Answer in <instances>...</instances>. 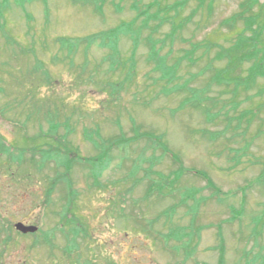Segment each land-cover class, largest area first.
<instances>
[{
    "label": "rangeland",
    "instance_id": "374dc122",
    "mask_svg": "<svg viewBox=\"0 0 264 264\" xmlns=\"http://www.w3.org/2000/svg\"><path fill=\"white\" fill-rule=\"evenodd\" d=\"M87 1H96L97 7L70 0H0V264H217L221 240L224 264H243V251L251 259L264 257V227L257 240L253 237L254 219L264 217V77L248 78L253 61L237 63L249 47L235 52L232 61L224 52L239 40L250 17L251 31L260 37L256 61L264 71V59L259 63L264 0ZM153 4L150 14L157 12L156 19L142 28L140 13ZM232 16L237 17L234 28L223 24ZM134 20L130 32L141 27L134 54L132 34L121 35L115 44L117 63L111 65V50L96 41L86 56L83 46L70 65V42ZM157 26L153 39L169 38L159 55H167L166 66L177 67L172 84L161 80L148 61L145 38ZM243 34L247 38L252 32ZM83 59L84 73L79 69ZM132 68L131 81L113 101L105 84L121 82ZM217 73L221 81L212 79ZM183 84L190 90L173 91ZM78 105L88 112L81 121L70 116ZM54 106L63 111L61 121L70 119L65 126L73 130H58L59 137L66 136L60 146L44 137L49 125L43 114ZM132 121L138 134L159 136L170 152L148 137L131 141L123 151L108 149L111 160L99 178L103 190L93 189L86 159L97 151L85 141L82 128L97 129L99 141L109 146L120 136L134 137ZM46 144L56 147L60 158L70 151L78 159L68 175L77 218L69 214L64 229L55 232L53 255L39 232L23 236L13 229L16 223L42 231L57 226L55 214L68 189L56 178L55 171L65 172L63 166L55 169L56 159L37 170L35 164L48 159L42 153ZM172 155L186 172L163 197L156 188L148 193L151 180L159 182L161 175L177 170ZM140 159L142 167L130 177L132 164ZM197 172L211 179L219 197ZM192 192L194 198L185 199ZM46 194L50 205H45ZM232 211L240 218L231 220ZM76 222L84 231L74 230ZM7 235L11 241L3 246Z\"/></svg>",
    "mask_w": 264,
    "mask_h": 264
},
{
    "label": "trees",
    "instance_id": "16d2710c",
    "mask_svg": "<svg viewBox=\"0 0 264 264\" xmlns=\"http://www.w3.org/2000/svg\"><path fill=\"white\" fill-rule=\"evenodd\" d=\"M80 1L82 3L78 2V0H71V2L73 4H78V3H81L82 5L92 4L95 7H97L96 1H94V2H89L87 0H80ZM211 1H213V0H211ZM102 3H104V0H102ZM154 5H156V4L148 6L144 11H142L140 13V17H143V21L141 22L142 28H146L148 26L149 22L156 19L155 16H156L157 12L155 14H150V7H154ZM183 5H184V3L176 4V6H183ZM251 7L252 6L250 4L247 9L250 10ZM97 11L99 12V10H97ZM137 20H134L131 24H125L124 22H122L119 26L113 28L110 31L98 33V34L93 35V36H87L86 38H77V39L73 40L72 42H70L69 46H71V51H69V49H68V55L72 56L71 61H70V65L71 66L73 65V57L76 54L80 53L79 51L82 50L81 48L83 46H87L86 49H83V51H84L83 55L86 56V53L90 49L91 45L95 44L96 41H98V46L100 48H109L111 50V59L113 60L111 62L112 63L111 65H113L114 63H117L115 60L118 57L117 56L118 52H117L115 44L118 41V37L121 35L132 34V40H133V45H134V48L132 49V54H134L136 51V47L138 45L141 27H139L140 30H137L135 32H130L131 31L130 27H132L134 25V22ZM236 20H237V17L232 16L231 18L224 20L223 24L234 28L236 25L235 22H237ZM252 26H253V24L250 21V17H249L246 21H244V28L241 31L242 33H240L238 36L239 40L236 41V43L232 47L228 48L224 52L228 54L229 60L232 61V59H233L232 57H233V54L235 52L241 51L243 49H245V52H246V48L249 47L248 53L243 55L242 57L236 58V61L238 64H241L245 61L246 62H250V61L252 62L253 61V64L251 65V67L248 68V71H247L248 78H254L255 76H258V75L264 77V71H262V69H261V64H258L256 61L258 53H259L258 51H260V49L257 46L259 43L260 37H259V33L251 31ZM178 27H180V26L174 27L173 31L175 32L176 30H178ZM157 28H158V26L155 27L152 31H150L149 36H147L145 38V43L148 47V61L152 62L154 64L153 69L155 71L159 72V78L161 80L165 81L166 84H172V83H174L175 80H177V76L175 75L176 74L175 71H176L177 67H176V65H173L172 67L166 66L167 55H165V56L159 55L160 51L162 50V47L164 45L165 40L169 39V38H166L165 40H163V39H155L154 40L152 37V33H155L157 31ZM246 31L252 32L251 37H247V38L244 37L243 33H245ZM170 35L172 36V34H170ZM58 41L61 42L60 39H58ZM250 47L252 48L251 50H250ZM132 57H134V55ZM223 57H225V56L223 55ZM221 58L222 57H218V59H221ZM260 59L261 60L259 63L263 62L264 56ZM84 61H85V59H83V62L81 64V66L79 67V69L82 71V73H84V71L87 68L86 67L87 64H85ZM40 70L41 69H39L38 71H40ZM132 70H133V68L129 70V72L125 75L124 80H122L121 82L120 81L113 82L111 79L105 84V87L109 88V90H110L109 94H110V97H112L113 101L118 100L117 97L120 95L119 91L122 88V86L125 83H128L131 81V76L134 72V70H133V72H132ZM42 72H43V75L45 77L46 84L50 85V83H51L50 79L51 78L49 76V73L47 71H44V68H43ZM216 78L218 80L220 79V81H221L223 76H222V74L217 73L216 75L213 76L212 79H216ZM79 81H80V76L78 78H76V82H79ZM188 89H189V87L186 84L176 85L173 87V90L176 93H179V92H182V91L188 90ZM77 103L80 104V101H78ZM60 105H61L62 109L63 108L65 109V107H67L65 103L63 104V102L60 103ZM58 107L54 106L53 111L48 110L44 114L43 113L42 114H43V122H46L47 125H49V130H48L49 132L47 134H44V137L52 138L53 141L55 143L59 144L58 146H60L59 141L65 140L66 136L65 137L64 136L59 137L57 135L59 132L58 130L64 129L65 131H67L68 134L69 133L72 134L73 130H71L70 128H67L68 126H65V125H68V123H69L68 120H70V119H68L64 122L60 120V118H61L60 114H62L63 111L61 109V111H62L61 113L57 112L60 109ZM182 107H184V103L181 105V108ZM76 108H77L76 109L77 112L75 114L71 113L70 116L73 118V116L75 115L76 117H78L77 120L81 121L83 118H85V115L88 112L85 110V107H83V106L78 105V106H76ZM36 111H38L39 114H41V109L38 108V109H36ZM71 112H74V110H71ZM62 125H64V126L62 127ZM133 134H134V137L131 139H124L125 138L124 136L120 137V140L115 142V144H114V145H116L115 147L117 149H119L120 151H123V149L129 147L128 144H130L131 141L137 142L141 137H148V139L152 140L150 143H152L154 146L159 147L165 153L170 152L168 147L162 142V138H159V136H155V135L150 134V133H143L140 135V134H138V130H136V127H134ZM82 135H83L85 141L90 143L92 148L95 151H97V154L93 159H87L89 177L91 178V180H93V184L97 186L98 177L102 174L104 169H107L109 160H111L107 156L109 148L106 146L105 142L99 141L100 139H98V137H100V136H99L97 129L88 130V129H86V127H83L82 128ZM46 145H47L46 149L43 150L42 153L44 154V158L46 157L48 159H41V162H38V164H35L37 166V170L43 169V167H45V165L47 163L51 162L52 159H56L59 164L56 165L55 169L57 170L60 166H63L64 171H65L64 174H61V175H59L58 171H55V173L57 174L56 178L59 177L61 180H63V182L65 184L63 183L62 185L66 189H68V193L65 196V199L63 201L62 206L60 207L59 212H56L59 214H55L57 216V226L55 228H52L49 231H42L41 230L39 232L40 233L39 236H42V242L41 243L52 245V242L56 236L55 232H61L64 229V220H67L66 222H68V215L69 214L73 215V217L75 216L74 215L75 211L73 210V205H74L73 201H74V196L76 193H75V191L72 190L71 182L69 181L70 178L68 175L70 173V168L72 167V163H76L78 161V159H77L75 153L67 151V150H66L67 152L64 154L65 156L63 155L62 158H60L58 156L57 151L54 149L56 147H52L48 144H46ZM0 147H1V145H0ZM109 147H110V145H109ZM1 149L2 148H0V151H1ZM4 151L7 153L8 149L4 148ZM71 156H73V157L75 156L76 158H70ZM8 157L11 159L10 155H8ZM172 157H173V162H174L175 166H177V170H175L173 172L172 176L170 174L166 175V176L161 175L159 182H155V181L151 180V182L148 185V189H147V191L149 190L148 193L152 192L153 188H156L157 192H158L157 194L159 196L163 197L164 192H166L169 189L168 187L170 186V188H172V187L174 188V186L179 181V179L184 175V172H186V171H184L183 165L181 164L180 160L173 155H172ZM11 162L13 163L14 161L11 159ZM143 163H144V160L140 159L139 164L133 165L134 170L140 169L142 167L141 165ZM18 168H20V167H18ZM131 175H134L133 171L131 172ZM195 175L204 179L206 181L207 185L209 186V188L212 189L213 195L219 197L220 190L214 186L211 179L206 174L201 173V172H197V173H195ZM146 177H147V174H146ZM56 180L57 179H55V181ZM55 181L53 182V184L55 183ZM57 181H59V180H57ZM60 182H62V181H60ZM53 184H52V187H53ZM195 195L196 194L194 192L189 193L185 197V199H189V198L192 199V198H194ZM45 205H50L49 195H47V194H46V199H45ZM232 212H233V214H232L231 220H237L238 218H240L241 213L234 212V211H232ZM74 219H76V217H74ZM254 220H255L254 231L256 230V232H254L253 237H255V239L257 240V238L261 234L260 233L261 230H263V227H264V217H258ZM1 221H2V218L0 217V225H1ZM75 225H74V228L76 227ZM258 230H260V232H257ZM74 233H76V232H73V234ZM9 241H11V238L9 237V235H7L5 240H2L3 246L6 245L7 242H9ZM218 251H219V260H218L217 264H224V244H223L222 240L218 246ZM241 257L243 260V264H256V263L257 264H264V257L262 255L255 256L254 258L251 259L250 253L248 251H243V254Z\"/></svg>",
    "mask_w": 264,
    "mask_h": 264
},
{
    "label": "water",
    "instance_id": "95a60500",
    "mask_svg": "<svg viewBox=\"0 0 264 264\" xmlns=\"http://www.w3.org/2000/svg\"><path fill=\"white\" fill-rule=\"evenodd\" d=\"M14 228L16 231H18L21 234H32L37 231V227L35 226H25L21 223H17L14 225Z\"/></svg>",
    "mask_w": 264,
    "mask_h": 264
}]
</instances>
